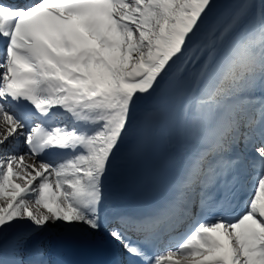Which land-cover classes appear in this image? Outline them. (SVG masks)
Returning a JSON list of instances; mask_svg holds the SVG:
<instances>
[{
  "label": "snow or ice",
  "instance_id": "snow-or-ice-1",
  "mask_svg": "<svg viewBox=\"0 0 264 264\" xmlns=\"http://www.w3.org/2000/svg\"><path fill=\"white\" fill-rule=\"evenodd\" d=\"M0 38V264H93L101 234L129 264H264V0H0ZM130 138L164 157L138 212L105 195Z\"/></svg>",
  "mask_w": 264,
  "mask_h": 264
},
{
  "label": "bare ground",
  "instance_id": "bare-ground-1",
  "mask_svg": "<svg viewBox=\"0 0 264 264\" xmlns=\"http://www.w3.org/2000/svg\"><path fill=\"white\" fill-rule=\"evenodd\" d=\"M217 2L219 3V4H221V5H223V4H225V3H230V2H232V0H217ZM12 145H14V144H11V145H9L10 147H12ZM14 151V150H13Z\"/></svg>",
  "mask_w": 264,
  "mask_h": 264
},
{
  "label": "rangeland",
  "instance_id": "rangeland-1",
  "mask_svg": "<svg viewBox=\"0 0 264 264\" xmlns=\"http://www.w3.org/2000/svg\"><path fill=\"white\" fill-rule=\"evenodd\" d=\"M37 211H43V209L37 207Z\"/></svg>",
  "mask_w": 264,
  "mask_h": 264
}]
</instances>
